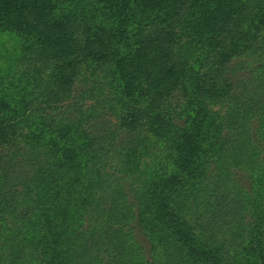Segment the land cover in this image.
<instances>
[{
    "label": "trees",
    "instance_id": "1",
    "mask_svg": "<svg viewBox=\"0 0 264 264\" xmlns=\"http://www.w3.org/2000/svg\"><path fill=\"white\" fill-rule=\"evenodd\" d=\"M80 4L90 9L78 11ZM0 30L21 36L31 64L20 72L27 85L11 96L0 90V185H12L14 166L34 168L14 178L20 192L34 197L32 214L17 220L34 239L14 240L2 227H10L4 212L14 210L17 192L1 194L0 264H99L92 208L100 200L93 188L101 186L83 180L82 155L106 145L135 150L142 137L161 151L168 147L170 156L150 165L144 183L132 188L146 241L128 246L138 250L139 264H264V206L255 228L229 244L219 239L235 234L238 222L232 165L244 170L237 177L250 178L252 191L264 184V103L256 105L264 83L246 77L237 93L224 74L235 57H264V0H0ZM195 50L204 53L190 60ZM97 70L121 99L123 146L95 126L77 143L75 125L60 120L70 106L82 117L75 83ZM177 96L180 106L173 104ZM215 106L231 108L229 122ZM240 128L246 140L236 154L227 146ZM19 151L23 160H16ZM70 216L84 217L80 231L70 229ZM124 225L111 230L134 237V226ZM122 255L113 262L123 264Z\"/></svg>",
    "mask_w": 264,
    "mask_h": 264
},
{
    "label": "rangeland",
    "instance_id": "2",
    "mask_svg": "<svg viewBox=\"0 0 264 264\" xmlns=\"http://www.w3.org/2000/svg\"><path fill=\"white\" fill-rule=\"evenodd\" d=\"M79 6L80 7L77 8L78 11L90 9L85 8V6L81 7V4ZM101 17L102 16L99 15V18ZM21 42L22 38L19 34L0 30V77L3 76L2 80L4 81V86L2 85V87H4V92L2 89L0 90L1 93L9 96L15 94L17 88L19 89L28 84L27 80H25L27 79V75L20 72L31 64H28L26 62L28 60L23 58L20 51ZM202 52L204 53V50H195L191 55H185L190 56V60H192L199 57ZM31 69L30 67L27 71L32 72ZM96 74L97 76L94 77L89 72H84L79 79L77 78L75 83L77 93V97L75 98H78L77 100H79V104L82 106V117L76 119V106H70L67 110L63 109L65 118H60V120L71 126L75 125L73 136L77 143H84L87 134L95 126L97 127L96 132L103 135V137L108 134H113L112 138L114 142L110 143L123 146L124 140L128 139V134H126V131L122 128H118V118L120 115L118 110L121 107V99L114 97L112 87L109 86V79L106 75L104 77V72L97 70ZM224 74L231 78L233 83L238 85H235L237 93L240 92L241 86L246 84L247 80L244 82L246 77L264 83V57L252 54L235 57L227 64ZM19 76L22 79H20ZM94 78L96 79L94 80ZM99 80L101 82H99ZM102 82L103 87L102 90H100L99 88ZM258 91L260 93L262 92L260 88H258ZM182 100L183 98L177 96L173 99V104H178V106H180ZM259 100L264 103L263 97L257 100L256 105H260ZM215 109H221L220 119L223 120V122H229L228 113L231 111L230 107L220 108L219 106H215ZM29 120H32L31 116H29ZM256 123L257 121H255V124ZM252 124L254 125V122ZM225 131H227L226 128L221 130L223 134ZM236 131L233 138L234 141L227 147H231V150L236 152V154H242L240 145L244 144L243 140H246V135H238L239 132H242V128L236 129ZM142 139L143 142H140V145L135 150L126 148L116 149L106 145L99 151L87 150V152L82 155L83 180L87 183L91 182L93 179V181L95 180L97 184L101 186L100 188H93L95 197H100V200H96L92 208V218L94 220V230L92 231V238H94L92 244L94 250L93 256H97L99 264H116L113 262V258L114 255H118L119 253L123 254L121 256L123 258V264H139L141 262L138 250L134 249V247L129 248L128 246L129 244H133L132 241L142 244L145 240L143 231L139 229L142 227V223L139 224V219L136 217L138 210L132 188L144 183L143 180L145 175L149 174L147 169L150 165H154L161 159H169L170 156L168 147H165V149L161 151L152 146V142L150 143L149 140L143 137ZM102 141L105 143L107 142L106 140ZM15 156L16 160H23L22 158L25 156V153L23 151L15 152ZM14 168L15 169L11 171H16V173L12 180L9 181L12 185L6 187L0 185V195L8 193L9 190H15L17 192L14 210L9 211L6 209L4 212L9 220L10 227L3 225L2 227H5L6 231L11 229L10 234H12L14 238L16 237L14 240L22 238L31 240L34 239V237L22 233V228L17 220L22 218L23 214H32L34 211V202L32 198L34 197L20 192L22 188L19 183L20 181H18L20 179L14 178L20 174L19 172L32 175L34 168L28 164H19L14 166ZM134 169L136 170L135 173H130ZM230 169L231 171H236L235 174L232 175L235 181L232 182L233 186L230 188V195L231 198H233L232 202L236 203L235 207L238 208L239 213L236 215L238 222L233 226L235 229H232V232H235V234L227 231V234L224 235L223 238L219 235V239H223L226 244H229L230 240L235 239L238 235L239 237L244 236L252 227L255 228L257 224L256 218L261 214L259 209L264 206V193L261 196L262 191H260L259 195L255 192V190L262 188L264 184L259 182L252 191L251 189L253 188L251 187L252 182L250 178L244 179L237 177V173H244V170H240L234 165H232ZM124 172H128V174ZM21 179H23V177ZM88 207L90 206H87V208ZM77 211L78 209L74 205L71 214L73 212L77 213ZM84 221V217L76 220V216H70L67 223L70 229L73 230L75 227V230L80 231L84 227ZM118 224H125L124 229L126 230H128L129 226H134L136 229V231L134 230V237L129 235L125 238L121 232H112L111 227L118 228ZM124 242L126 244H124ZM130 249L134 251L132 254H129V251H131ZM229 264L235 263L231 262Z\"/></svg>",
    "mask_w": 264,
    "mask_h": 264
}]
</instances>
